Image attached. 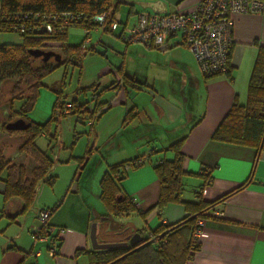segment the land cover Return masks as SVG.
<instances>
[{
  "label": "crops",
  "instance_id": "1",
  "mask_svg": "<svg viewBox=\"0 0 264 264\" xmlns=\"http://www.w3.org/2000/svg\"><path fill=\"white\" fill-rule=\"evenodd\" d=\"M198 1L124 0L122 4L127 5L128 10L131 5L133 12L142 8L187 12ZM119 16L122 17L121 13ZM231 18L232 43L229 49L228 71L225 73L203 77L194 56L180 42L178 36L168 38V47L165 50L142 44L145 48L167 53H163V61L155 62L160 68L157 73L160 78L155 79L154 86L149 87L146 84L145 76L141 81L144 84L137 88L150 100L133 102L131 107L135 108L137 116L129 126L151 124L149 128L158 137L153 140L157 145L156 149L167 145L164 140L170 141L173 137L186 133L181 146L184 170L197 173L207 169L212 176L211 182L203 185L201 176H184L182 198L195 199L194 192L199 189L203 199L213 200L248 179L243 187L216 205L222 212L221 215L204 218L198 238L199 248L193 252L186 264H264V148L258 152L254 147L210 138L212 130L233 101L236 99L243 103L246 100L248 80L257 49L264 45V9L259 12H233ZM120 31L121 29L117 37ZM20 42L21 36L18 34L0 31V43ZM128 43L130 42H125V47ZM52 49L59 50V45L53 44ZM182 50L188 52V55ZM115 75V79L119 80L118 72ZM100 76L104 82H108V77L97 75L98 78ZM159 82L161 85H158ZM43 87L39 89L36 104L29 112V118L40 123L49 117L54 100V92ZM159 89L163 91L160 92ZM108 93L113 97L111 101L106 102V113L113 108L118 110L115 119L116 123L120 124L115 125H119L120 129L130 91L112 86ZM4 105L0 106L2 116L6 114ZM114 133L110 129L106 136H112ZM138 140L144 141V144L138 145V149H131L125 156L117 153V156L121 157L118 159L120 161L144 154V163L136 168L126 167L123 178L119 180L121 190L133 198L136 210L115 216L110 225L111 221L108 222L109 219L102 216L103 212L96 203L89 201L82 193L79 183L82 173L79 172L77 176V161L68 162L71 157L69 154L64 156L65 162L54 163L52 174L55 180L46 189V199L42 203L43 207L51 210L48 223L54 227L53 234H57L56 250L52 255L48 252L49 242L39 241L34 237L33 226L37 224V220L32 213L26 211L12 217L5 211L7 206L9 211L15 213L20 204L18 201H12L11 208L8 201H5V172H2L0 264H91L89 251L93 248L89 231L93 221H97L99 226L104 225L102 229L98 226L99 237L103 234L107 237L104 227L113 229L110 230L112 232L122 231L117 234L124 237L135 234L138 229L143 231V236H149L150 229L182 219L185 210L179 203H168L161 211L154 206L159 193V179L152 168L151 159L170 157L171 153H152L150 149L154 146L153 142H147L143 136L129 141L135 143ZM55 153L59 156L60 149H54L53 155ZM107 155H110L109 150L103 157L98 149H92L84 163L81 162L78 167L81 169L83 163L85 168L91 158L94 159L89 171L101 167L103 158ZM113 163L116 162L107 161V165ZM35 200L37 202V199ZM36 202L34 201V204ZM130 215L135 218H129Z\"/></svg>",
  "mask_w": 264,
  "mask_h": 264
},
{
  "label": "trees",
  "instance_id": "2",
  "mask_svg": "<svg viewBox=\"0 0 264 264\" xmlns=\"http://www.w3.org/2000/svg\"><path fill=\"white\" fill-rule=\"evenodd\" d=\"M124 0H0V31L13 32L21 36L19 44L0 43V80L14 77L12 86L7 89L10 101L6 105V122L1 126L9 133L19 132L23 136V144L20 150L36 162V167L32 169L31 177L26 175L23 165L16 166L4 157H0V174L5 172L3 195L5 201L12 197H18L22 201L21 210L12 217L25 213L34 203L38 183L47 182L52 185L55 176L52 174V166L56 160H52L48 154L40 149L35 143V137L40 134L49 133L51 123L55 126L62 116L73 114L77 119H87L90 126L94 121L107 110L108 105L96 100L93 110H89L82 104H78L76 99L67 100V94L60 89L52 88L54 100L52 102L49 117L44 122H35L29 118L39 95V89L44 86L42 78L54 67L61 63L72 64L82 67V58L87 53L96 51L95 47L83 48V40L90 35V32L98 26L94 20V15L112 9L118 11L119 5ZM126 17L133 12L132 6ZM18 13H38L51 19L62 12H68L77 16L71 25L63 30L55 27L51 32L44 29L43 32H36L42 26L31 27L30 30L18 32L13 25L17 24L13 14ZM8 15L13 19L6 22L2 17ZM126 19V18H125ZM51 21H53L51 19ZM33 22V21H31ZM75 26L84 30V38L76 44L68 42L69 28ZM105 29L103 32H109ZM119 37V36H118ZM59 45L60 60L55 61L52 57L43 61L41 57L32 56L28 53L30 48H41L53 50V44ZM127 43V42H126ZM38 58L41 62L33 66L29 57ZM53 59V63L51 62ZM228 71V69L226 70ZM225 71V72H226ZM117 72L119 80L115 79L105 84L111 88H123L125 91L137 89L144 84L134 76H130L125 71L124 61L118 66ZM103 82L102 76L99 77ZM26 89V90H25ZM26 93V94H24ZM95 96L93 95V98ZM19 99L17 109H13V100ZM69 102L68 112H64V103ZM137 116L134 107H129L124 113L121 127L114 135L115 146H120V135L127 134L128 140L139 139L143 136L147 142L158 138L151 130V124L142 126H129L131 121ZM16 118H22L28 123L27 127L21 130L7 129L5 124ZM150 127V128H149ZM149 128V129H148ZM48 135V134H47ZM186 137V133L173 137L170 142L156 149L151 146V152L169 151L170 157L161 156L155 160L151 159L152 168L159 179V193L154 206L159 211L168 203H179L185 210L182 219L171 224H160L149 230V236H143L142 230H136L137 238L140 240L127 246L91 249L89 259L91 264H186L194 251L199 248V241L193 236V231L197 225L198 218L218 217L209 211L216 208V205L227 198L231 193L243 187L248 179L236 188L213 199L202 198L200 190H195V199L186 200L182 198L184 190V176L196 175L203 178V184H208L212 180L209 170L190 173L182 166L183 153L181 146ZM53 140L56 133L52 134ZM210 138L216 141L229 142L238 145L254 147L258 152L264 148V45L259 46L254 59L252 70L249 76L246 100L243 103L236 99L230 105L226 114L212 130ZM144 154L108 165L101 179V199L104 201L107 210V218H112L122 213L136 210L134 200L126 195L119 186V180L123 178L126 167L136 168L144 163ZM143 214V213H142ZM113 231V229H111ZM116 231V230H115ZM163 233L162 236H160ZM107 234V233H106ZM136 238V239H137ZM124 239L117 232L107 234L104 241H116Z\"/></svg>",
  "mask_w": 264,
  "mask_h": 264
},
{
  "label": "rangeland",
  "instance_id": "3",
  "mask_svg": "<svg viewBox=\"0 0 264 264\" xmlns=\"http://www.w3.org/2000/svg\"><path fill=\"white\" fill-rule=\"evenodd\" d=\"M127 11V5H119L118 13H121L122 20L125 19ZM132 16L133 15L131 14L129 17L130 20H132ZM120 29V26L113 32H102L99 28L93 29L90 32L89 38L90 43L97 42L95 45L97 47L96 51L87 53L83 56L81 63L82 67L65 63H61L54 67L42 78L45 89L46 87L51 90L52 88L60 89L67 94L68 101L76 99L78 104L84 105L91 111L95 107L96 100L102 103H104V101L109 102L112 100L113 96H110L108 93L110 88L105 84H108L115 79L117 68L122 61H124L125 71L128 75L134 76L140 81H143L145 76H147L146 84L149 87L154 86L155 79L160 78V75L157 74L160 72V68L157 67L155 62L163 61V56L165 55L163 53L166 51L148 49L137 42H130L127 47H125V42L120 37H117V33ZM68 33V42L70 44H76L84 38V30L80 27L72 26L69 28ZM57 51L59 50L56 49V52ZM182 52H185L184 54L188 55V52L185 50H182ZM29 60L32 61L31 63L33 66H36L41 62L38 58H32V56L29 57ZM53 61L54 60L51 59L52 63ZM99 74H102L103 77H108V82L103 81L99 84L100 79L97 77ZM172 76L173 75L170 77L172 78ZM14 80V77L0 80V106L1 104L7 105L11 100L7 89L12 86ZM158 85H161V82H159ZM129 91L130 93L125 104L126 108L131 107L136 100H150L148 96H145L137 89ZM162 91L163 90H160V92ZM93 95L95 96L94 98ZM18 105L19 99H14L12 108L17 109ZM106 112L107 111L103 112L97 120L94 121L93 126H90V122L87 119H77L73 114L62 116L56 126L54 123L50 124L49 133H47L48 135L40 134L35 137L36 145L44 150L52 160L55 158L53 150L60 149L59 156L56 155L57 163L65 162L63 159L64 156L70 154L71 157L68 158V162L77 161L76 164L80 165L81 162L84 163L85 158H87L92 149H98L103 157L108 150L110 151V155L103 158L102 165L101 167L98 166L99 168H93L89 171V167L92 165L94 158L89 160L85 168L83 167V163L81 169H79V165L76 166L77 176L79 172L82 173L79 179L82 193L89 201L92 200V202L96 203L97 207L103 212L102 216L105 217L107 216V208L100 196V182L105 170L109 167L107 161L118 163L120 162L118 159L121 158L120 156H117L118 154L125 156L131 149H138L140 143L144 144V141L142 142V140L133 143L127 139V134H124L120 135L121 144L116 147V141L113 137L119 131V125H115L120 124L116 123L115 119L118 110L113 108L110 112ZM6 119L5 116L1 115L0 111V157H4L7 161L16 166L23 165L26 170V175L30 178L32 169L36 167V162L24 151L20 150V146L23 144V136H21L19 132L9 133L2 128L1 125L7 121ZM110 129L115 133L112 136L110 135L111 137H107L106 134H108ZM54 131L56 133V139L53 140L52 134ZM152 142L154 147H157L153 140ZM163 142H167L168 144L170 141L164 140ZM123 160L124 159L121 161ZM23 162L25 163L23 164ZM38 185H40L36 196L38 203L35 200V206L43 207L42 203L44 199H46L45 192L49 184L47 182H39ZM13 200L18 201L16 199H12L11 201ZM11 201L10 204L12 205ZM129 218H135V216L132 217L130 215ZM110 224L111 222L109 225Z\"/></svg>",
  "mask_w": 264,
  "mask_h": 264
},
{
  "label": "built area",
  "instance_id": "4",
  "mask_svg": "<svg viewBox=\"0 0 264 264\" xmlns=\"http://www.w3.org/2000/svg\"><path fill=\"white\" fill-rule=\"evenodd\" d=\"M264 9L262 0H199L194 7L187 12H171L160 10L139 9L132 12V20H122L118 11L109 9L100 14L94 15V20L102 32L105 29L113 31L119 26L121 31L119 37L124 42H138L148 47L165 50L168 47V38L178 36L180 42L190 50L197 62L198 68L203 77H211L219 73H225L228 69L229 49L232 43L231 14L233 12H259ZM6 22L15 19L17 24L13 25L14 30L24 32L31 27H38V24L46 31L51 32L55 27L63 30L77 19L76 15L62 12L51 19L38 13L26 12L2 17ZM33 21V22H31ZM95 28V29H96ZM90 36V35H89ZM86 37L81 47H95L97 44L90 43ZM70 103H64V112H68ZM57 153L54 154L56 160ZM54 166V165H53ZM53 166L51 169H53ZM38 185L36 192L39 190ZM27 212L34 215L37 224L33 226V234L39 241H47L49 254L56 250L57 234H53L54 227L48 223L51 210L45 207L35 206L33 203ZM213 215H221L222 212L214 208L209 211ZM203 218L197 219V225L193 231L195 239L201 233Z\"/></svg>",
  "mask_w": 264,
  "mask_h": 264
},
{
  "label": "water",
  "instance_id": "5",
  "mask_svg": "<svg viewBox=\"0 0 264 264\" xmlns=\"http://www.w3.org/2000/svg\"><path fill=\"white\" fill-rule=\"evenodd\" d=\"M44 29H45L44 27H41L40 29H37L36 32H38V33L43 32ZM28 53L32 56L41 57V59L43 61H46L51 57L55 61H58L61 58L59 52H56L54 50H44L41 48H30V49H28ZM4 108H5V112L7 114L6 105H4ZM6 114L4 116H6ZM27 125H28V123L26 121H24V119H22V118H16V119L9 121L5 124L6 128L11 129V130H21V129L26 128ZM12 199L18 200V203L20 204V206L17 208V211L15 213H13L12 211H9L7 206L5 207V211L9 212V215L14 216L15 214H17L21 210L22 201L18 197H12L8 200L9 204H10V201ZM13 201H15V200H13ZM11 208H13V204L11 205ZM98 226H99V223L97 221H93L91 223V226H90L89 237H90V241H91V245H92L93 249H103V248L127 246L128 244H134L136 241L140 240V238H137V235L135 233L133 235L124 236V239H120V240H116V241H104L103 239H100V237L98 236V233H97ZM110 230L111 229L109 227L108 228L104 227L105 233L108 234V233L112 232ZM114 232L118 233V232H122V231H114ZM162 235H163V233L160 236H162ZM135 237L137 239H134Z\"/></svg>",
  "mask_w": 264,
  "mask_h": 264
},
{
  "label": "flooded vegetation",
  "instance_id": "6",
  "mask_svg": "<svg viewBox=\"0 0 264 264\" xmlns=\"http://www.w3.org/2000/svg\"><path fill=\"white\" fill-rule=\"evenodd\" d=\"M103 226H104V225H103ZM103 226H101V225H100V226H99V228H101V229H102V227H103ZM100 237H101L100 239H103V240H105V238L107 239V237H105V235H104V234H103V236L101 235ZM134 239H136V237H135Z\"/></svg>",
  "mask_w": 264,
  "mask_h": 264
}]
</instances>
